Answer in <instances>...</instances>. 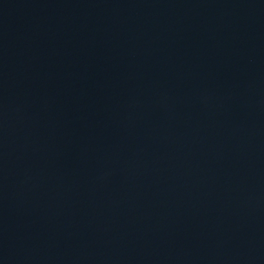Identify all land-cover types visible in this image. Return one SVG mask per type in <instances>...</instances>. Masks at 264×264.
<instances>
[{"label": "water", "instance_id": "95a60500", "mask_svg": "<svg viewBox=\"0 0 264 264\" xmlns=\"http://www.w3.org/2000/svg\"><path fill=\"white\" fill-rule=\"evenodd\" d=\"M0 264H264V0H0Z\"/></svg>", "mask_w": 264, "mask_h": 264}]
</instances>
